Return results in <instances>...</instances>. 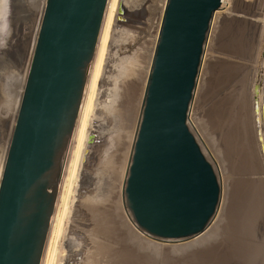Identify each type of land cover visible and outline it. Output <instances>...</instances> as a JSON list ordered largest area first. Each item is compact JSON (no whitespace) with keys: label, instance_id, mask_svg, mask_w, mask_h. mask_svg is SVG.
<instances>
[{"label":"rangeland","instance_id":"1","mask_svg":"<svg viewBox=\"0 0 264 264\" xmlns=\"http://www.w3.org/2000/svg\"><path fill=\"white\" fill-rule=\"evenodd\" d=\"M43 3L21 0L22 38L10 18L0 40V170ZM163 3L108 0L41 264H264V0H227L202 47L186 120L220 186L205 228L154 238L122 204ZM131 76L138 81L129 91Z\"/></svg>","mask_w":264,"mask_h":264},{"label":"water","instance_id":"2","mask_svg":"<svg viewBox=\"0 0 264 264\" xmlns=\"http://www.w3.org/2000/svg\"><path fill=\"white\" fill-rule=\"evenodd\" d=\"M220 0H164L122 187L137 229L200 233L218 178L187 125ZM106 0H44L0 170V264H39Z\"/></svg>","mask_w":264,"mask_h":264},{"label":"bare ground","instance_id":"3","mask_svg":"<svg viewBox=\"0 0 264 264\" xmlns=\"http://www.w3.org/2000/svg\"><path fill=\"white\" fill-rule=\"evenodd\" d=\"M227 1V0H226ZM226 1L225 0H220L219 2V6H218V9L215 10L218 11L219 9H223L225 6L223 4H226ZM107 3H108V0H106V4H105V8H104V12H103V16H102V21H101V24H100V29H99V32H98V36H97V40H96V45H95V48H94V54H95V49H96V46H97V42H98V39H99V35H100V32H101V26H102V23H103V19H104V15H105V10H106V7H107ZM222 4V6H221ZM228 4V3H227ZM12 7V10L10 13H7L8 12V8L9 7ZM20 10H21V0H0V40L1 38L3 39L4 37V33H5V28H6V25L8 23V20H10V18H13L11 19L10 21L13 23L12 25L14 26V32L16 35L15 38L19 39V37L22 38V33H23V30H22V27H21V24H20V21H19V14H20ZM214 12V13H215ZM211 21V20H210ZM10 23V22H9ZM11 26V24H10ZM14 38V37H13ZM12 38V39H13ZM21 40V39H20ZM14 42V41H13ZM16 42V41H15ZM20 43V42H19ZM13 44V43H12ZM11 44V45H12ZM24 44V43H23ZM10 45V46H11ZM14 45V44H13ZM19 53L21 54L22 51H23V48L22 46H20L19 48ZM26 51V50H25ZM17 52V51H16ZM18 53V54H19ZM3 54V53H2ZM10 54V53H9ZM93 54V56H94ZM13 55V54H12ZM24 55V54H23ZM16 56V55H15ZM93 56H92V59L89 63V66H88V71H87V75H86V80H85V84H84V88H83V93H82V98H81V101H80V105H79V108H78V113H79V109H80V106H81V102L83 100V95H84V91H85V86H86V83H87V79H88V76L90 74V71H91V65H92V61H93ZM4 57V56H3ZM8 57V56H7ZM17 57V56H16ZM1 58V57H0ZM0 61H3L2 58L0 59ZM132 69V68H131ZM133 70V69H132ZM138 70V69H137ZM131 70H129L130 72ZM128 73V72H127ZM134 73V72H133ZM132 77V76H131ZM131 77H128V82L126 84V89H128L129 91H132L133 90V87H134V83L137 82L138 78H131ZM137 77V76H136ZM143 78V77H142ZM141 83V82H140ZM143 83V82H142ZM138 85V83H137ZM141 85V84H140ZM139 87V85H138ZM138 87L135 89L137 90ZM135 88V87H134ZM138 91V90H137ZM134 93V91L132 92ZM141 93V92H140ZM233 94V93H232ZM134 94H132V99H135L133 97ZM141 95V94H140ZM136 96V95H135ZM137 99V97H136ZM135 99V100H136ZM129 102V101H128ZM127 102V103H128ZM130 102H131V99H130ZM136 103V102H135ZM140 103V102H139ZM128 105V104H127ZM131 106V105H130ZM135 107V106H134ZM133 107V109H134ZM132 110V109H131ZM77 117H78V114H77ZM77 117H76V121H77ZM259 117V116H258ZM261 119V118H260ZM76 121H75V124H74V127H73V130H72V134L71 136L73 135L74 133V130H75V125H76ZM188 121V120H187ZM259 122V121H258ZM260 123V122H259ZM190 126V124H189ZM235 126V125H234ZM247 128V127H246ZM247 132V131H246ZM248 136V135H247ZM263 138V137H262ZM264 140V139H263ZM245 149V148H244ZM251 149V148H250ZM62 173V171H61ZM60 183V182H59ZM57 195V194H56ZM56 198H55V202L54 204H56ZM259 200V199H258ZM250 202V201H249ZM244 207V206H243ZM244 209V208H243ZM129 213V212H128ZM234 213V212H233ZM241 215V214H240ZM53 216V211H52V215H51V218ZM51 218H50V221H51ZM245 218V217H244ZM246 219V218H245ZM247 220V219H246ZM46 238H47V235H46ZM45 242H46V239H45ZM44 248H45V243H44ZM43 248V249H44ZM43 255V254H42ZM41 259H42V256L40 257V261H39V264H41Z\"/></svg>","mask_w":264,"mask_h":264}]
</instances>
